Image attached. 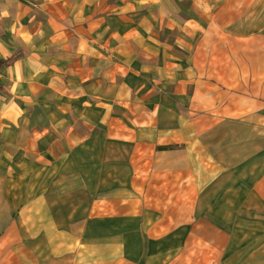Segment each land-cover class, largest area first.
<instances>
[{
    "label": "crops",
    "instance_id": "0c3cea01",
    "mask_svg": "<svg viewBox=\"0 0 264 264\" xmlns=\"http://www.w3.org/2000/svg\"><path fill=\"white\" fill-rule=\"evenodd\" d=\"M0 264H264V0H0Z\"/></svg>",
    "mask_w": 264,
    "mask_h": 264
}]
</instances>
